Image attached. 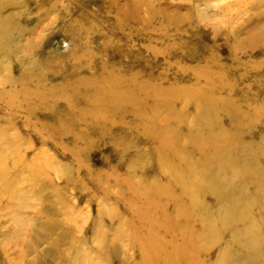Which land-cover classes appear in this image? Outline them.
<instances>
[{
    "label": "rangeland",
    "instance_id": "1",
    "mask_svg": "<svg viewBox=\"0 0 264 264\" xmlns=\"http://www.w3.org/2000/svg\"><path fill=\"white\" fill-rule=\"evenodd\" d=\"M0 25V132L17 142L22 159L37 158L47 170L36 188L20 185L29 190L20 214L18 202L0 200V264H142L139 242L146 239L136 230L146 222L136 210L145 201L125 178L166 184L169 194L157 202L173 220L188 203L187 229L174 223L158 230L165 241L183 240L200 232L205 213L196 217L192 204L216 210L210 171L196 162L213 145L198 153V133L224 128L252 148L264 145V0H0ZM114 86L119 99L106 93ZM159 97L169 105L156 107ZM201 106L211 116L190 128ZM60 114L71 116L65 126ZM152 125L177 139L161 142ZM255 158L264 165V154ZM188 159L198 164L193 194L172 175ZM12 163L21 170L18 159ZM246 171L236 167L234 182L264 196V181L254 191L264 178ZM249 211L264 264V204ZM243 218L200 238L183 264H218Z\"/></svg>",
    "mask_w": 264,
    "mask_h": 264
},
{
    "label": "bare ground",
    "instance_id": "2",
    "mask_svg": "<svg viewBox=\"0 0 264 264\" xmlns=\"http://www.w3.org/2000/svg\"><path fill=\"white\" fill-rule=\"evenodd\" d=\"M0 33H3V26L0 25ZM1 39V38H0ZM3 39V37H2ZM2 41V40H1ZM0 41V45L2 42ZM112 88V87H110ZM109 88V89H110ZM118 88L114 86L109 91H106L113 98H118L117 95ZM124 93V92H123ZM124 96H127V100L129 102L133 101L132 98H135L133 93H124ZM160 102L156 101L154 105L163 107L164 105H169V101L166 97H159ZM119 102V101H117ZM126 103L124 101H120L118 104ZM210 103V102H209ZM129 104V103H128ZM133 104V103H131ZM211 104V103H210ZM156 106V107H157ZM171 109V106L168 107V110ZM98 113V112H95ZM182 113V112H181ZM183 114V113H182ZM211 110H208L207 106H201L200 112L198 114L197 120L193 122L189 127L192 128L194 124L197 123L196 126L199 125L198 122H206L211 116ZM98 115V114H95ZM70 115L60 114V125L65 126L68 123V119L71 118ZM199 120V121H198ZM152 124V123H151ZM153 126V125H152ZM194 126V127H196ZM154 127V126H153ZM155 128V127H154ZM154 135L159 137L161 142H170L177 139V135L173 138H167V135L174 134V132L163 131L162 129L155 128ZM196 132V131H195ZM194 132V133H195ZM209 133L203 134V132H197L200 134L198 139H195L194 147L196 150H199L200 153L202 147L206 143H211L213 145V153L206 154L201 153V157L196 162L199 163L202 168L210 171L209 180L207 182L208 186L213 189L215 193V208L213 212L206 210L205 206H203V202L197 203L192 206L197 208L200 213L199 215L193 214L196 217H199L203 211H205L203 220L199 224L200 232H196L197 230H190L189 233L183 235V240H179L176 236L171 235V239L165 241L160 235V228L171 227V224H181L184 229H187L190 224L187 222L188 216L191 215V210L187 208L188 203L185 207L180 208L174 220L171 215L167 214L166 209L163 207L161 202H157L160 198L163 199L169 193L163 192L167 190V185L162 183H157L155 181L152 182H144V181H130L132 179L127 180L125 178L124 184H126L129 188L133 190V192L137 196H142L144 198L145 204L138 207L136 210L141 216V220L145 223L138 228L136 231L139 236L145 238V241H140L139 244V252L141 254L140 262L142 264H183L185 259L189 257L194 248H196V244H198V240L200 238H211L218 234L220 231V226L225 225L233 218H245L248 217V221L245 223V227L237 231L233 232L234 235L233 244L230 246H226L222 248L218 252L219 263L218 264H259L258 260L261 258L260 253L257 252L256 246L258 244L259 238V227L255 226V219L250 216V208L254 204H264V196L262 193L260 196L252 195V192L247 193L243 190V188L237 185L234 182V174L232 173L235 168H239L241 170H250V174L252 175L250 179L255 180L254 176H259L260 178H264V165L258 162V159L255 158L257 154H264V145L259 144L257 147L252 148L249 141H244L237 139L239 135H235L232 131L226 130L224 128H219L217 131L209 130ZM153 134V132H151ZM196 134V133H195ZM194 134V136H195ZM263 138V137H262ZM10 141V140H9ZM7 140L4 132H0V200L3 197H7V202L11 204V201L18 202L16 205L19 211L22 210V202L25 195L28 196L29 190H24V186L27 184L28 187L34 188L36 185L42 184L44 182L45 175L44 173L47 170L41 168L37 164V158L32 159H22L20 156V151L17 142L12 143ZM12 143V145H10ZM264 143V141H263ZM165 144V143H164ZM11 152L17 153L15 159L10 154ZM11 156V164H8V156ZM18 159L21 162L22 168L21 170H17L14 167L13 161ZM163 164L165 167H168L171 171H176V167L171 165L166 159H164ZM188 167L186 169H178L179 174L173 173L172 175L176 180L179 181L180 185L186 191H190L193 194L195 190V186L192 181V176L194 175V168L198 165L197 163H193L194 160L188 159ZM17 164V163H16ZM14 166V167H13ZM250 168V169H247ZM196 169V168H195ZM253 169V172L251 171ZM204 170V174L207 171ZM46 171V172H45ZM185 171H188L187 174ZM183 175H182V174ZM243 175L248 174V172H242ZM176 175V176H175ZM249 175V174H248ZM191 185L189 186V182ZM264 180H255V190L257 192L261 191V185ZM160 184V185H157ZM189 186V187H188ZM188 187V188H187ZM36 188V187H35ZM22 190H24L22 192ZM264 192V190H262ZM26 193V194H25ZM50 199V198H49ZM31 207V206H30ZM36 208V207H35ZM135 208V207H134ZM137 208V207H136ZM135 208V209H136ZM157 209V211L147 212L144 210L147 209ZM30 217V216H29ZM195 217V218H196ZM177 219V220H176ZM180 219H187L184 222H181ZM25 221V220H24ZM243 221V223H244ZM26 226V225H24ZM222 227V226H221ZM26 229V228H25ZM234 231V230H233ZM103 232L97 233V242L100 249H104V243L106 241ZM121 231H117L114 234V239L116 236L119 238ZM215 234V235H211ZM13 235V234H12ZM163 235V234H162ZM136 240H142L140 237L135 238ZM5 242V241H4ZM15 243V242H14ZM14 245V244H13ZM21 246V244H20ZM239 246H242L243 250L240 252ZM48 251V250H47ZM20 253V252H18ZM199 256V255H198ZM200 258V256L198 257ZM260 261V260H259ZM86 264H97L96 262L87 261ZM186 264H190V262L186 261ZM194 264H203L200 260L196 258V262ZM215 264V263H213Z\"/></svg>",
    "mask_w": 264,
    "mask_h": 264
}]
</instances>
